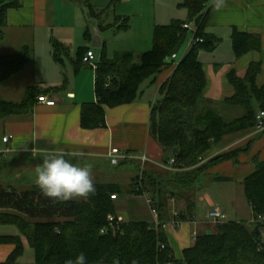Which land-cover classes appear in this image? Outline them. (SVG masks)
<instances>
[{
    "label": "trees",
    "instance_id": "16d2710c",
    "mask_svg": "<svg viewBox=\"0 0 264 264\" xmlns=\"http://www.w3.org/2000/svg\"><path fill=\"white\" fill-rule=\"evenodd\" d=\"M207 2L183 0L179 3L188 9V19L174 18L169 23L156 24L152 47L139 54L116 51L108 56L103 50L96 66L91 65L96 69L97 101L83 102L81 107L82 126H106L104 106L134 101L145 81H155L159 73L171 67L175 61L172 54L178 53L189 39L182 23L194 20L197 34L204 40L193 43L179 61H175L171 75L159 87L150 117V133L163 148L164 162L175 157L174 166L179 169L157 170L148 166L143 169L142 176L138 172L131 187V191L138 194H149L158 211V224L144 219L109 220L110 213L118 216L112 195L123 190L117 182L94 180V195L87 200L63 203H53L46 198L34 182L22 187L0 182V224H13L20 230L18 234L0 233V243L15 244L8 258L0 264H19L18 259L24 252L23 237L34 248L35 264H65L80 252L86 255L87 264H264V247L260 243L264 229V159H255V171L243 180L245 194L253 206L252 227L236 219L217 222L213 232L196 236L195 243L184 249L181 259L175 256L164 227L171 220L169 199L173 196L185 198L187 212H177L173 219L187 220L194 209L192 192L198 188L199 176L216 160L231 154H221L208 162L201 161L202 155L227 133L256 129L257 114L264 111V84L257 83L262 58L249 63L244 77L235 69L228 73L235 88L232 95L221 101L205 95L209 79L199 52L213 50L221 40L206 31ZM22 4V0H0V42L6 37L8 9ZM88 6L89 14L100 19L103 9L96 8L90 0ZM128 26L129 17L122 15L114 22L99 23L100 29ZM85 37L91 40L89 26ZM232 43L238 56L251 50L262 51L259 34L237 27L233 29ZM53 46L56 60H61V51L69 53L62 41L54 39ZM89 49L93 48L80 46L75 67L84 62ZM33 58V47L29 43L23 44L17 52L0 54V84L24 69ZM49 89L35 83L26 87L19 100L0 97V118L30 113L39 97ZM221 103L240 107L243 112L227 119ZM127 160L133 159L121 161ZM214 178L231 179L222 175ZM162 242L166 244L163 248Z\"/></svg>",
    "mask_w": 264,
    "mask_h": 264
},
{
    "label": "crops",
    "instance_id": "0c3cea01",
    "mask_svg": "<svg viewBox=\"0 0 264 264\" xmlns=\"http://www.w3.org/2000/svg\"><path fill=\"white\" fill-rule=\"evenodd\" d=\"M68 1L65 0L63 3L60 0H22V6L8 9L6 37L0 42V54L17 52L23 44L29 43L33 47L34 58L24 69L0 84V97L19 100L23 97L28 85L38 83L43 87H50L45 94L48 98L54 99L55 103L38 101L30 113L0 118V147L7 149L6 153H0V182L21 187L34 182L25 160L30 156L29 154L36 157L35 167L42 163V157L33 156L32 149L37 151L56 148L66 151L80 150L87 155L79 162L87 164L89 161L93 162L92 172L95 180L107 183L117 182L122 185V190L126 194L125 206L119 209L118 200L123 192H117L114 198L117 203L116 213L119 216L125 220L120 213L121 210H125L130 215L127 221L142 220L139 215L142 212L140 198L143 197L147 203L148 212L152 216L144 220L153 222L157 215L153 212L146 194L131 191L138 173L131 176L130 180L124 181L121 178V170L109 172L107 163L117 165L133 162L139 169L141 163L138 160L113 163L109 152L112 147H117L146 153L150 157L146 167H154L157 170L166 168L163 148L150 133V117L152 103L159 96V87L171 75L176 62L159 73L155 81H145L142 92L134 101L114 106L105 105L106 126L95 128L82 126V103L97 101L96 69L92 68L88 62L75 67L77 52L72 56L63 50L59 53L61 60H56L53 53V40H64L60 31L65 24L73 25L76 19L74 17L71 23L65 21L69 18L65 19L64 9L75 6H71ZM90 1L93 5L99 6L97 0ZM110 1L113 2L108 0V3ZM117 1L125 3L126 14H136L135 9H144L150 3V0ZM154 1H156L154 4L158 3V0ZM160 1L165 4L167 10L155 14L156 20L165 19L162 21L171 22L174 18L188 19V9L179 6L183 0ZM61 5L64 7L62 8ZM206 8L209 9L206 31L213 33L221 40L213 50L201 49L199 52V58L203 62L209 79L205 95L217 101L232 95L235 88L228 78V73L235 69L239 76L244 77L249 63L261 58L263 61L261 71L257 75V83L264 84V0H226L225 5L219 10L214 8V0H208ZM183 9L186 17H180L179 12ZM235 27L259 34L262 51L251 50L238 56L232 43ZM203 51L211 54L209 55L211 60H204ZM66 55L69 58L65 59ZM96 60H98L97 57ZM7 133H11L12 138L8 143H4L1 139ZM224 153L231 155L216 160L206 173L199 176L198 188L192 192L194 209L187 220H182L179 224L173 220L175 212H187L185 198L173 196L169 199L171 220L165 223L164 227L173 252L179 259L184 258V249L195 243L199 233L215 230L217 222L208 216V211L215 205L223 208L227 215L226 220L245 221L249 213H251L250 219L253 220V206L245 194L243 180L255 171V159H264V132L259 133L253 127L227 133L202 155L201 161L208 162ZM128 170L130 168L126 169ZM215 175L228 176L231 179L216 180ZM0 233L18 234L20 230L13 224H0ZM23 243L25 251L30 244L25 237H23ZM14 248L13 243H0V262H4ZM22 256L23 254L18 259L19 264Z\"/></svg>",
    "mask_w": 264,
    "mask_h": 264
},
{
    "label": "rangeland",
    "instance_id": "374dc122",
    "mask_svg": "<svg viewBox=\"0 0 264 264\" xmlns=\"http://www.w3.org/2000/svg\"><path fill=\"white\" fill-rule=\"evenodd\" d=\"M65 0H60V2L64 3ZM99 3V6H95L96 8L103 9L102 15L100 19H97L89 14V6H88V0H69L68 2L71 4V6H74L71 9H64L63 14L66 16L65 20L68 23L73 22L74 17L76 19L74 20L73 25H64V28L60 31L61 36L65 38L64 40L61 39L63 43L68 47L69 53L74 56L75 53L79 50L80 46L82 45H90L91 48H93L96 52V57L99 59L101 56L103 50L106 51L108 56H113L116 51H133L135 54H139L144 50H147L152 47L153 45V32L154 27L158 23H163L165 19H157L156 16L159 12H162L163 10L166 11L167 7L165 4H163L160 0H158V6L157 4H154V0H150V3H148V6L144 9H135L133 14H126L124 7L125 3L117 0L110 1L108 3V0H97ZM103 2V3H101ZM101 4V5H100ZM63 8L64 6L61 5ZM184 9L179 12L181 14L180 17H186V14H184ZM135 14V15H134ZM122 15L129 17V26L127 28L122 29H115V28H108V29H100L99 23H110L114 22L117 18V16ZM161 20V21H159ZM169 20V19H167ZM169 21H165L164 23H167ZM89 26V31L91 33V40H87L85 37V31L86 27ZM96 35H99L102 40V45L95 46L93 45V39L96 37ZM189 39L193 36V31H188ZM187 43L182 47V49L178 52L179 57L175 58V61H179L180 57L183 56L187 50ZM203 58L204 60H211V57L209 55V52L203 51ZM69 58L67 55L65 59ZM138 60V58H136ZM172 60V59H170ZM174 61V62H175ZM143 87V86H142ZM148 89V88H147ZM155 91V87L152 88ZM152 90V91H153ZM148 91H151L148 89ZM149 94V93H148ZM221 109L224 112V116L227 119H232L238 115H240L243 110L240 107H229L223 103L220 104ZM230 110L229 112L225 110ZM258 132V131H257ZM260 133V132H259ZM30 156L26 158L25 162L28 164L29 171L32 173V180L35 179V171H34V164L37 161L36 157ZM78 162L81 165L87 164L86 162ZM93 163L92 161H89L88 163ZM107 168L109 172H113L116 170H121V178L122 180H130L131 176H133L135 173L140 172V170L137 168L135 163L128 162V163H121V164H109L107 163ZM126 171V169H129ZM12 171V168H11ZM31 178V177H29ZM93 178L95 180V176L93 175ZM125 192L121 193L119 196L120 200H118L119 203V209L123 208L125 206ZM142 203V212L139 216H141V219H150L152 218L151 214L148 212L147 203L145 201V198H140ZM117 203H115L116 206ZM123 206V207H122ZM117 210V206L115 207ZM120 213L125 217V220L130 218V215L125 210H121ZM251 213L245 217V223L252 227V219ZM124 219V218H123ZM137 219V218H136ZM20 264H35V251L34 248L30 245H27L26 250L23 252V256L21 257Z\"/></svg>",
    "mask_w": 264,
    "mask_h": 264
},
{
    "label": "clouds",
    "instance_id": "9594fccd",
    "mask_svg": "<svg viewBox=\"0 0 264 264\" xmlns=\"http://www.w3.org/2000/svg\"><path fill=\"white\" fill-rule=\"evenodd\" d=\"M226 0H214V8L221 9ZM33 156L42 157V163L35 166L34 183L41 193L53 203H63L74 199L87 200L96 192L93 178V165L78 162L87 154L80 150L32 149ZM65 264H87V257L80 252Z\"/></svg>",
    "mask_w": 264,
    "mask_h": 264
},
{
    "label": "built area",
    "instance_id": "2783aa9c",
    "mask_svg": "<svg viewBox=\"0 0 264 264\" xmlns=\"http://www.w3.org/2000/svg\"><path fill=\"white\" fill-rule=\"evenodd\" d=\"M182 27L184 29H187L188 31H193V36L190 37V39H188L187 48L189 46H191L193 43H196L198 41H203L204 40L203 37H201L200 35L197 34V27H196L195 22H193V21H185V22L182 23ZM177 57H179L178 53H173L172 54V58L175 59ZM83 59H84V62H88L91 65L96 66L95 50L94 49H89L87 51V53L85 54ZM39 101L40 102H46L48 104H54L55 103V100L48 98L46 94L41 95L39 97ZM257 119L258 120H257V125H256V131L261 132V131L264 130V111L263 110L258 112ZM11 138H12V134L11 133H7V134L3 135L1 140L4 143H8ZM6 152H7V149H4V148L0 147V153H6ZM109 155H110L111 161L113 163H119L123 159L138 160L141 163L140 172H139L141 174V176L143 174V169L146 168V163L148 161H150V157L146 153H137V152L129 151V150H126V149H119L117 147H112V149L109 152ZM174 163H175V157H171V159L167 163H164V167L170 168V169H179V168H176L174 166ZM112 196H113V198H115L117 196V194L114 193ZM146 196L148 197V201H149V203L151 205V208H152L153 212L157 215L156 220L153 221V222H155V225H157L158 222H159L158 221L157 208L154 206L149 194L146 193ZM174 214H177V212H175ZM208 216L210 218H212L216 222L225 221L227 219V215H226L225 211L223 210V208L220 205H215L213 208H211L208 211ZM116 218L118 219V221L123 220V218L121 216H119V215L116 216L113 213L109 214V220H115ZM262 218H263V216L260 215L259 219H262ZM173 220L177 224H179L181 222V220H179L177 218H174ZM102 230L104 231L105 229L103 228ZM260 241H261L260 242L261 245L264 247V229L262 230V235H261ZM165 245H166L165 242L161 243V247L162 248L165 247ZM167 264H172V263H167Z\"/></svg>",
    "mask_w": 264,
    "mask_h": 264
},
{
    "label": "water",
    "instance_id": "95a60500",
    "mask_svg": "<svg viewBox=\"0 0 264 264\" xmlns=\"http://www.w3.org/2000/svg\"><path fill=\"white\" fill-rule=\"evenodd\" d=\"M102 44L101 37L99 35H96V37L93 39V45L100 46Z\"/></svg>",
    "mask_w": 264,
    "mask_h": 264
}]
</instances>
